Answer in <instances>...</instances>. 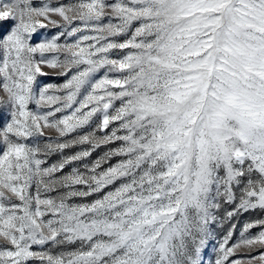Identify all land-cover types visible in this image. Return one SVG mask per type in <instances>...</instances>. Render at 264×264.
<instances>
[{"label": "snow or ice", "instance_id": "1", "mask_svg": "<svg viewBox=\"0 0 264 264\" xmlns=\"http://www.w3.org/2000/svg\"><path fill=\"white\" fill-rule=\"evenodd\" d=\"M0 264H264V0H0Z\"/></svg>", "mask_w": 264, "mask_h": 264}, {"label": "rangeland", "instance_id": "2", "mask_svg": "<svg viewBox=\"0 0 264 264\" xmlns=\"http://www.w3.org/2000/svg\"><path fill=\"white\" fill-rule=\"evenodd\" d=\"M35 2H36V3H39L40 0H35ZM55 31H56L55 29H51V30H49V33H48V34L51 35V34L54 33ZM41 35H43V30L41 31ZM38 38H39V36L37 37V39H38ZM47 71L51 72L52 70H47ZM41 79L44 80L45 83H55V84H60V83H63V82H64V78H63V77H57V76L43 77V78H41ZM75 150H76V149H73L72 151H75ZM103 150H104V149H100V150H98L97 153L94 154V157H93V158H95L96 155L101 154V152H102ZM57 158H58V157L53 156V157L51 158V161H50V162L55 161ZM113 162H115V161H113ZM259 215H260L259 213H255V212H253V213H249V214H247V215H244L243 217L239 218L238 221H233L232 223H236V224H237V230H236V233H235V235H234V239H235L236 237H238V235H239V230H240V228L242 227V225H243V223H244L245 221H249V220L256 219ZM228 227H230V224H226L224 230L226 231ZM256 231H258V229H253V230H252L253 233H255ZM223 234H224V233L221 232V235H223ZM252 254H253V255L258 254V252L254 251Z\"/></svg>", "mask_w": 264, "mask_h": 264}]
</instances>
